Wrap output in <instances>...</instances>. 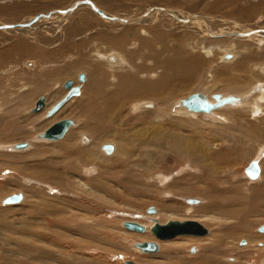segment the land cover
Masks as SVG:
<instances>
[{"label":"bare ground","instance_id":"6f19581e","mask_svg":"<svg viewBox=\"0 0 264 264\" xmlns=\"http://www.w3.org/2000/svg\"><path fill=\"white\" fill-rule=\"evenodd\" d=\"M147 1L151 2L149 0ZM78 2L79 0H76L74 4ZM166 2L169 3V0ZM4 4L6 5V3L3 2V5ZM5 5L0 9V11L9 15V18L11 17V19L9 21L0 22V36L4 37V40H10V39L12 40L13 38H15V40H12L13 44L11 45V47L8 46L9 49L6 50L4 48L5 50H0V59L3 58L4 60V58L6 59L8 57L12 59L14 58L17 59L20 56L29 57V55L35 56L37 60L41 61L40 63L41 69L38 73L32 74L34 78L31 81V85L33 86L37 85L40 86L41 88L38 90L37 89L33 90L32 92H28L30 90H26L27 92L25 94L22 93L21 95H16L15 92H11L8 95V97L3 99L2 103L0 104H3V106L6 109L5 111H3L5 114L0 116V141L10 140L9 138L12 136V133L20 130L23 126H28V127L31 126L32 129H34L36 126L37 127L44 126L47 123V121L45 120L43 123L38 125L39 122L38 120H40L38 117L39 113L41 112L46 113L47 111L46 113L47 118L57 116L59 111H61L60 109L63 108V106L66 103H68L72 98H75L76 96L79 97L82 94V89L83 86L86 84L87 76L85 75V73H81L85 75V80L81 81L79 75V82L81 81L82 84H78L76 80H73V86L81 87L80 94L73 96L57 112H55L52 115H48V112L55 105V104L53 105V102L49 100V98L51 99V97L53 96L49 98L46 97L47 95L44 96L45 98H44L43 107L39 111H34L33 108L36 107L37 102L40 99L39 98L36 101L35 106L29 110V113H36V114L30 115L32 121H30L28 125L25 124L28 123L30 117L21 119V117L18 115L19 114L18 109H20L18 108V105L21 99L24 100L26 99L25 102L23 101V103H28L27 102L28 98L33 99L35 96H38L37 95L38 92L44 93L43 90L46 88L45 87L44 89L42 88L43 84H46L48 81L52 83L51 81H54V77L56 76L62 79L68 77L70 78L75 76L76 71L78 70L88 71L90 75L89 83L85 89V93L83 94L84 96L79 102L77 101L76 103L77 105L76 107L79 109L78 117L81 121L80 125L74 127L76 124V121L74 119L64 118V119H71L73 121L72 125L69 127L67 131L68 134L66 133L64 135V137L66 136L65 138L63 137L58 140H48L41 138L39 134L35 138L36 140L46 141V142L60 141L53 144L54 147L57 149L58 155L46 159L37 158L34 159V163L32 162L35 168H37L38 171L40 172V176H39L40 181L47 180L49 182H52L53 184L52 183L50 184L51 187L53 186L54 188L56 187L58 189L62 188L61 191L63 190L67 194L69 190L72 191L75 190L74 192L69 194V196L70 197L72 196V198L76 197V193H80V195L84 197L79 195L77 198H75L77 200L80 199V201H83L82 202L83 207L81 205H80L81 207H79L80 211L81 209H84L85 205L87 204L89 205V203L91 202H95L96 204L99 205V207L112 205L113 198H115V200L120 201L119 198L121 196L119 195L121 190L119 191L115 189L112 184L117 183L118 186H122L123 188L122 190L125 189L124 191H129V192L132 191L133 193L136 194H139L140 192L143 191H145V193L147 192V189L143 187L144 184L142 180L141 182L137 181L140 174L151 173L153 172L155 167H157L156 165H153L151 163L150 164L147 162L144 163L147 157L149 159H153L156 156L154 154L148 156L146 155L147 152L152 153L153 149L155 148L158 154H161L163 160L164 158H167L166 156L168 155L169 152L168 145H171L175 148L173 149L175 153L178 154L180 157L182 154L186 155L185 156L186 158H189V160L193 159V162L197 163L198 166H201L194 168L195 170L198 171H204L203 173L200 174V176H198L197 174L196 176H194L195 179L204 176L201 180L200 179L199 181L196 180L197 182L209 181L213 186H216L218 184L221 187L220 189L214 187L206 193L204 192L203 189L201 190L200 188L201 190L200 193L203 194L202 196L206 198L207 202L202 207L199 208H197L196 206H192V208H194V211H196V213L201 215L202 217L205 218L208 217L211 220L224 219L225 221L221 224L222 226L220 230L221 233L212 234L211 233L212 230L208 228L211 234L210 233H209L210 235L206 234L207 236L193 235V234H179L174 237L175 239L171 238V242H169L170 240L165 239L168 240V244H166L165 246L164 243L165 248L162 247L163 249L161 252L160 250L157 252H148L151 254L160 252L158 254L151 255L150 256L151 261H153L154 263L157 259H159V261H163V259H166L167 261L165 262H169V261L174 262L176 260H179L178 263L180 264H224L221 261L220 257L222 255H227L232 252L230 246L231 243L229 241L230 239L238 238V236L240 237L244 236L249 238L251 242L254 241L264 242V237L258 236V234L257 236H254L255 234L252 235L250 232L254 224L253 219L254 217H256V213H257L256 210L257 208L255 209L256 201L254 200L256 199L255 198L256 196L258 197V195H260V193L256 192V193H252V195H250L248 191H244L243 193H241L240 188L237 185L236 188L232 186V189L224 188L227 179H225V176H223V171L221 169H223V167L225 166L232 168L234 166L233 165L234 162L232 161H235L236 159L240 158V156L238 155L239 153L236 151L237 148L235 149L234 152H233L234 149L233 150L228 149V147L231 145L230 144L231 142L229 141L231 139L229 140L228 138L226 139L228 143H226L225 141L219 142L220 139L218 140L219 143L216 142V139H214V141L211 140L212 138H215V136H219V135L224 136L226 134L227 137L230 136V134L232 133L229 132L228 128L224 127L223 129H219V130L214 129L209 133L210 135H207V137L205 138L199 137L200 147H196L195 149L197 140H195V135H193L192 137L193 129H192V121H190L191 119H187L186 120L187 122L185 121L182 122L183 124L189 123L190 129H192L190 131V135L188 136V138H185L186 135L180 132L165 133L164 129H166L165 128L166 124L163 122L156 123L158 122V119H156V121L154 122V124H152V127L150 129L147 128L145 131H139V132L136 129L134 130L132 129L131 131H129L125 128V126L128 125V123L124 119V117H127L131 113V110H133L134 112L151 111L152 113L157 112V114L159 112H164L162 116L158 115L160 119L171 118L174 117V115H176L177 113L178 114L183 113L186 116L193 119L196 118L197 115L199 114L209 115V117L215 115V118L217 115L218 119L220 120L222 119L223 121V120H227V118H225L227 115L224 112H226L227 110L229 111L235 109L240 110V108L241 109L247 108L251 112V114L254 115V117L256 115H260L261 111L264 108L263 105L264 83H262L261 80L260 82L258 81L254 86L251 85V88H249L247 91H243V92L240 91L237 94H233L231 93V91L233 90L235 91L246 86L247 83L239 80L241 78L240 72H246V67H247L246 62H249L252 56L254 54L256 55V53L253 52V55L250 56L248 55L249 53L246 54L245 52H250V50H252V48H250L252 42L258 45L260 48L262 42L264 41L263 36H256L254 34L240 35L248 32V30H245L247 28L242 29L240 28V26H236V27L228 26L222 28H218V26L214 27L211 19L208 16L198 17L196 15L197 13H194V9H190L189 12L180 14L177 10L173 8H165V7L163 8L161 6H158L156 8L150 9V12H148L147 14L146 13L143 14V16L142 14L141 15L135 14V15H130L126 18L122 17L123 19H119L121 18L119 15H114V14L107 15L105 19H107L108 23L111 24V22H114V19H117L116 21L124 23V26H122V28L111 27L108 29L109 32L108 31L98 32L99 31L98 30L97 31L98 33L95 32V34H93L92 32L91 34H88V36L84 35L86 37L82 36L83 40L79 42L80 46L82 44L84 45L91 44V46L95 47L96 49L95 51L92 50L93 52L91 51L92 53L89 54L90 56L92 55V57L94 55L93 59H91L93 61L89 62L84 59H79L77 61H73L72 63L64 67H61L62 63L61 61H59L57 57L61 55L63 52L64 53L68 52L71 49V45H73L71 43L72 39L74 40L75 37L76 40V36L81 35V33L84 32L83 30L82 32L79 31L81 26H79V29H77L78 22H80L79 21L80 18H77L78 14L77 13H76L77 15L75 14V16H77L76 17L77 19L73 18L71 21H69L71 24L69 22L66 23V19L70 14V12H68L67 14L66 12L70 11L69 9L68 10L66 9L64 11L57 10L58 11L57 13L56 11L54 13L53 12H50L48 14L46 13L45 14L46 16L44 17L43 15H33L30 13L31 15L21 19L18 18L21 12L20 7L18 6L6 7ZM94 5L96 4H93V8ZM206 8L208 9V7ZM100 10L101 9H99V14H101ZM213 11H214V7L212 8L211 12L213 13ZM237 12L240 13V9H238ZM105 13L102 12L103 17L106 15ZM122 13L124 12L122 11ZM166 14L169 15L172 19L175 18L176 23L178 25H175L173 22H170L171 18L170 17L166 18L168 17ZM23 15L24 14L22 13V16ZM192 15H196L198 18L193 17ZM135 17L136 18L140 17V18L134 19ZM5 20L7 19L5 18ZM39 23L41 24L38 25ZM5 25H9V26L4 27ZM98 26L99 24L97 25V27ZM183 27H185V29L187 28V31L189 29V31L188 32L181 31L180 28ZM86 28L88 27L86 26ZM100 28L102 29V26ZM81 29L83 28L81 27ZM39 31H43L44 33H47V35L51 36V40H53L54 42H58L60 40L62 41L66 40V42L63 43L60 47L58 46L59 49L56 48L57 50L55 49V51H51L50 49H49L50 51H45V50L41 51V49H38L40 50V52L37 51L36 53L35 50H30L31 41L30 39L27 38L28 37L35 38L36 36H41ZM7 32L9 36L3 34ZM26 35H28L26 39L22 38V36L26 37ZM223 35H225L226 37H224ZM52 37H54V39ZM47 39L49 40V38ZM3 43L5 44L6 42ZM84 48L85 47L83 46L76 49L78 51L81 50V52L82 51L84 52L85 51ZM105 48L106 50H104ZM71 50L75 52L77 51L74 49ZM81 52L79 51L78 54H80ZM221 53L225 55L227 53H232L233 55H235V57L233 58L232 57L233 55L232 56L228 55L229 59L230 57H232L233 60L224 59V62L222 63L223 65L218 66V64L217 65L215 64L216 62L214 63L215 60L214 61L212 60V56L218 59V56H220ZM108 54L110 55L109 59H107L106 56ZM243 54L246 55L239 58L240 55ZM224 56L223 58H225ZM64 57L65 55L63 56V58ZM59 58L61 59V57ZM211 64H215V66H211ZM46 65H50L49 66L50 68L48 70H44V66ZM206 71H209L210 73L205 74ZM202 81H204L206 84H209L214 89L216 88V90L221 87L219 83L220 84L224 83L222 86L223 87L226 86V89H228L227 91H230V93L227 92L214 93L211 95L205 92H194V93H201L205 95L206 98L211 102L216 101L214 96L218 94H220L221 96H233L234 98H236V101L217 107L209 113L206 112L199 113L190 110L184 103V100L194 93H190L188 96L184 97L183 99L181 98L182 100L181 99L177 100L176 92L178 87H180L183 84L187 85L190 82L202 84ZM61 86H63L66 89L67 91L66 94H67L69 88L65 87V83ZM28 87L30 88V84L25 88ZM199 87L200 86H197V88ZM0 89L3 90L6 89V87H3V85L0 84ZM57 96H59V94ZM143 97L149 99L142 100L141 98ZM136 99H138L139 101ZM162 106L164 108L163 110H162ZM129 108L130 111H128ZM0 112L2 113L1 108H0ZM220 112L222 114L221 116H219L220 114L218 115V113ZM8 113L10 115H7ZM14 116L18 117V119H15ZM118 121H119L118 124L119 126H116ZM121 123H123V127ZM169 125L171 129L175 128L174 123L169 122ZM154 127H158V128L155 129ZM184 127L185 126H180V125L176 126V128L179 129H183ZM135 131L138 132L139 135L134 134ZM85 132L91 134L93 139L92 138L90 139V135L84 134ZM187 132L189 131L187 130ZM78 136H80L81 143L82 145H84L83 147L80 146L81 148H76V140ZM110 138H115L117 142H119L118 147L113 143L105 142L102 145H100L99 148L100 151L105 154V155L103 154L104 156L108 155L107 157L110 158L113 157V158L111 159L107 158V160H103L105 157L104 158L101 157L102 159L100 161L98 160L100 164L96 163L98 161H96L97 158L95 157V151H94L95 147H97L95 139H100L101 141H107ZM223 139L224 138H222L221 140ZM22 143H27V146L23 148H18L16 146L17 144H12V145L9 144V145H0V148L17 149V151L23 152L24 149L26 148L28 149L30 145L28 142H22ZM179 144L180 146L178 147ZM224 144H227V146ZM205 145L207 146L205 147ZM144 148H147V150ZM40 151H41L40 147L35 148L32 150V152H30V156L35 157L36 155H38V152ZM260 151L261 149L259 150V152ZM262 152L264 155L263 150ZM145 155L146 157L142 160V163L134 162L137 158L139 159V157ZM259 156H257L258 159L254 160L257 162L258 166L260 167V174L258 177L256 178L251 177L249 173L246 172L245 169L246 176L250 179V181L254 183L260 181L263 178L262 177L263 169L260 159L262 155L260 156V158ZM203 160L206 161L204 165L203 163H201V161ZM252 162L253 161H251L250 164ZM32 163L31 165H33ZM80 165H83L85 169H83L82 166L80 167ZM91 166L93 167L91 168ZM97 169L100 170V172L97 171ZM95 170L96 172H99L98 173L99 175L96 176V178L91 180H90L91 177L86 180L83 179L84 176L88 177L90 173H92ZM170 174L173 175L174 173H170ZM166 176H169V174L167 175L161 174L158 176L159 179L163 181L162 184H164L165 181H167ZM180 180L173 183L172 185H169L167 187L168 190L165 189L166 191H163L162 197L166 200L165 201L162 200L164 202L159 203L161 205V206L159 205L161 209L171 215L172 214L175 215L178 212L180 213L182 212L181 204L177 200L178 199L177 196L184 193L188 194L189 192H191V190L198 192V189L196 187L197 182L194 181L193 184H191L190 186L183 185L182 187L181 186L182 184L179 183ZM42 182H40L39 184H41ZM141 189H143V191H141ZM169 189L171 190V192L173 191L175 195H173V197L168 198L167 200L166 198L167 196L165 195H167L166 194L167 191H170ZM261 189L264 188L261 187ZM230 193H233L234 195L232 196ZM129 197L131 196L124 195V199L121 201L123 202L122 205L126 204L132 207L133 206L137 207L138 205H135V202H132V199H130ZM23 198L24 197L22 196V200ZM87 198L89 199V201ZM52 199L57 200L56 198H50V200ZM75 199L74 201L76 203ZM194 199H196V202H193ZM194 199L185 198L184 201L190 204L200 203V199L197 198ZM19 202H14V203L7 202L6 204H9L8 206L18 205ZM244 202L245 205H240V203H244ZM246 202L248 203V206L246 205ZM72 204L73 203H71V205ZM37 206H38L37 203L32 202L29 204V207H31V209L34 210L35 208L36 217L40 218L41 214H43L45 210H41ZM55 207L51 206L48 208L49 214L52 215L53 217L51 218V224L49 226V228L52 231L47 230L48 228H46V226L44 227L42 226V228H45L46 232L41 233L39 235L38 234L40 231L39 225L38 223L37 224L34 223L35 226L37 227L36 228L37 230L34 229L36 232L35 236L44 240L51 241L53 239V241L57 240L59 242V240L62 239L63 234L55 233L54 229H57L58 226H61L66 229L65 230L66 234L71 236V238L66 239V241H68L69 243H76V244L84 243L82 240L77 241L73 239V235L76 234L80 236H82L83 233L85 234L86 236L85 244L88 243V239L94 240L96 238L94 235L91 236V234H89L88 232L94 227L93 224L90 225L88 221L94 222L95 212L92 211L93 214L92 216L89 217H86V215L84 216L83 214L81 216L77 215L72 219L73 216L71 215L72 216L71 217L69 216L70 213L69 214L67 213V211H69L70 209L69 208L70 206L68 204L67 207L69 209L67 211L65 209L64 210L62 209L60 212L61 214H68L67 216H65L68 224L63 225L57 219V213H59V210ZM74 207L72 205L73 209L70 210L75 211L76 207L75 208ZM239 207L241 212H239L238 210ZM215 212L218 213V216L213 214ZM145 213H146L145 216L142 215L140 216V219L143 221L124 220L120 223V225H122V227L125 228V226L123 225L125 221L138 222L146 227V231L144 233L149 232L150 234L154 235L151 232V227L154 225L155 220L158 219L160 222H162V220H160L159 217L154 215L158 213V208H156V213H149L147 207L145 209ZM240 213L242 214L240 215ZM178 220H186V219H178ZM65 221L64 223H66ZM148 221L152 223V225H150ZM165 222L163 221L162 223ZM32 226L34 227V225ZM253 228H255V226ZM258 228L257 231L261 232L258 230ZM129 231L138 232L133 230H129ZM182 235H189V236H187V238H184L185 236H183L182 238L181 237ZM108 236H105L104 238H107ZM112 237H113L112 246H116L117 245L116 239L124 238L125 235H119V237L117 235H113ZM137 238L141 241H135V242L155 241L152 237L146 236V234L143 235L138 234ZM242 241L243 240L240 241V245H246L243 247H247L246 244L247 242L244 244L241 243ZM135 242H133L134 244H132L133 247H135ZM193 242H200L201 244H203L202 245L203 250L202 251L200 250V252H198L197 254L192 255L191 258H187L186 256L183 257L182 253L184 246L186 245V243L192 245ZM23 246L26 247L28 252L33 251L34 245L29 246L26 243ZM124 250H126L125 247ZM195 251L196 250L191 252L195 253ZM229 259L233 260L234 258H229ZM241 259H243L242 254H241ZM125 261L127 260H123V263H125ZM250 262L252 261L250 260Z\"/></svg>","mask_w":264,"mask_h":264},{"label":"rangeland","instance_id":"374dc122","mask_svg":"<svg viewBox=\"0 0 264 264\" xmlns=\"http://www.w3.org/2000/svg\"><path fill=\"white\" fill-rule=\"evenodd\" d=\"M1 1L6 3V5L4 4L6 7L7 6L8 7H10V6L11 7L12 6L20 7L21 12H20L18 18H21V19L26 18L31 14L43 15V17H44V16H46L45 15L46 13L47 14L50 12L54 13L55 11L57 13L58 12L57 10L64 11L66 9L70 10V11L66 12V14L68 12H70V14L68 15V17L66 19V23L71 21L73 18H75V19L80 18V20H79L80 22H78L77 29H79V26H81L83 29H81V27H80L79 31L82 32V30H83L84 34L81 33V35H77L76 40H75V37H74V40L72 39L71 43L73 45H71V49L77 50L78 48L84 46L85 51L81 52V50H79L81 52L80 54H78L79 53L78 50L75 52L71 49H70L71 51L70 50L68 51L70 54L68 52H66V53L63 52L65 55L64 58H63V56H64L63 53L61 54L62 56L59 55L57 57L59 59V61H61V63H62L61 67H64V66L72 63L73 61H77L79 59H84V60L89 61V62L93 61L91 59H93L94 55L92 57V55L90 56L89 54H91L96 49H95V47L91 46V44H86V45L82 44L83 46L82 45L80 46L79 42L83 40L82 36L86 37V36H88V34H91L92 32H93V34H95V32H97L98 30H99L98 32H101V31L106 32L111 27L122 28V26H124V23L117 22L116 21L117 19H114V22H111V24L108 23L107 19H105L107 15H113V14L119 15L121 17V18H119V16H118L119 19H123L122 17L126 18L130 15H135V14H138V15L142 14V16H143V14H145V13L147 14L148 12H150V9L156 8L158 6H161L163 8L164 7L165 8H173V9L177 10L180 14H183L185 12H189L190 9H194V13H197L196 15L198 17L208 16L211 19L214 27L218 26V28H222V27H228V26H232V27L240 26V28H242V29L247 28L245 30H248L247 33L240 34V35H250V34L252 35V34H254L256 36H263L264 37V0H169V3L166 2L168 0H149L151 2H148L147 0H116V1L115 0H111V1H109V0H90V2H89V0L88 1L79 0V2L75 3V4H74V2H76V0H65V1L64 0H59V1H57V0H0V9L4 6L3 2H1ZM53 1H54V3H53ZM82 4H84V5H82ZM93 4H96V5H94V8H93ZM95 6H96V8H95ZM206 7H208V9H210V10H208ZM213 7H214V11L212 13L211 11H212ZM30 8H32V9H30ZM99 9L102 10V11L100 10L101 14H99ZM215 9H216V11H215ZM236 9L237 10L240 9V13H238ZM30 10H32V11H30ZM91 11H92V13H91ZM122 11L124 13H122ZM32 12H34V13H32ZM102 12H104V13L106 12L105 13L106 15L104 17H103ZM22 13L24 14L23 16H22ZM76 13L78 14V17L75 16ZM117 13H119V14H117ZM73 14H74V16H73ZM203 14H206V15H203ZM210 14H211V16H210ZM238 14H239V16H238ZM196 15H192V16L198 18ZM0 16L1 17L3 16L2 18L0 17V22L1 21L2 22L9 21L11 19V17L9 18V15H7L6 13L1 12V11H0ZM167 16L168 17H166V16L165 17L166 18L170 17L169 15H167ZM5 18L7 20H5ZM138 18H140V17H137V18L135 17L134 19H138ZM17 21H19V20H17ZM170 22H173L175 25H178L176 23L175 18H173V19L171 18ZM41 23H39L38 25H40ZM98 24H99V26L97 27ZM100 25L102 26V29L100 28L101 27ZM8 26L9 25H5L4 27H8ZM86 26L89 29L86 28ZM84 29H86V30H84ZM180 30L186 32L187 28L185 29V27H183V28H180ZM188 31H189V29H188ZM104 32H103V34H104ZM39 33L41 36H36L35 38H30V37H28V35H26V37L22 36V38L26 39L28 37L27 39H30V41H31L30 42V50H35L36 53H37V51L40 52V50H38V49H41V51L42 50L55 51L56 48L59 49V47L63 43L66 42V40H64V41L60 40L58 42H54L53 40H51V36L47 35V33H44L43 31H39ZM3 34L6 36H9L8 32L3 33ZM56 35H55V38H56ZM84 35H86V36H84ZM223 36L226 37L225 35H223ZM46 37L49 38V40ZM227 37H228V35H227ZM52 38L54 39V37H52ZM80 38H81V40H80ZM12 40H15V38H13ZM12 40L11 39L10 40H4V37L0 36V48H1L0 50L9 49V47H11V45L13 44ZM37 41H39V42H37ZM3 42H6V43L4 44ZM96 44H98V43H96ZM251 44L252 45L250 46V48H252V50H250V52H245V53L246 54L249 53L248 55L251 56V55H253V52H254V53H256V55L254 54L252 56V58L250 59V61L246 62V64H247L246 72H240L241 78L239 79L240 81H243L247 84L243 88H240V89L235 90V91L234 90L231 91V93H233V94H237L240 91H242V92L247 91L249 88H251V85L254 86L258 81L260 82V80L262 83H264V71H263V69H264V41L262 42L260 48L258 45L254 44L253 42ZM86 46L88 47V50H87ZM256 46H258V47H256ZM104 50H106V48ZM221 54H220V56H218V59L212 56V60L213 61L215 60L214 63L216 62L215 64L216 65L218 64V66L223 65L222 63L224 62V59H227V60L229 59L228 55H231V56L233 55L232 53H227L226 55L223 53H221ZM245 55L244 54L240 55L239 58H241ZM106 56H107V59L110 58L109 54ZM223 56L225 58H223ZM59 57H61V59ZM232 57L234 58L235 55H233ZM232 57H230L229 60H233ZM9 58L10 57H8L6 59L4 58V60H3V58L0 59V65L2 66V67L0 66V84H2L3 87H6V89H3V90L0 89V97H1L0 103H2L3 99L8 97V95L11 92H15L16 95H21L22 93L25 94L27 92L26 90H30L28 92H32L33 90H36V89L38 90L41 88L40 86H37V85H34V86L31 85V81L34 78V76L32 74L38 73L40 71L41 61L37 60V58L35 56H32V55H29V57L20 56L17 59L16 58H14V59L10 58L9 59ZM15 60H17V61H15ZM215 64H211V66H215ZM49 66L50 65L44 66V70H48L50 68ZM81 73H85V75L87 76V81H86V84L83 86L82 94L79 97L76 96L75 98H72L68 103H66L63 106V108L60 109L61 110V111H59L60 114L58 113L57 116H55V117L47 118L46 117L47 111H46V113L41 112V113H39V116H38L40 119V120H38L39 121L38 125L43 123L45 120V121H47V123L44 126H42V127L36 126L37 128L35 127L34 129H32L31 126H29V127L23 126L20 130L12 133V136L9 138L10 140L0 141V145H9V144L12 145V144L20 143V142L21 143L22 142H28L30 145L29 148L24 149L23 152L17 151V149H2V148H0V159H1V162H0V264H125V263H123V260H134V261H136L138 263H142V264H144V263L180 264V263H178L179 260H176L174 262H171V261L165 262V261H167L166 259H163V261H159V259H157L154 263H153V261H151L150 256L160 253L163 249L162 247H164V243L166 246V244H168V240H170L169 242H171V239H168V240L160 239V240H158V239H156L157 237L155 238V236L150 234L149 232L148 233L132 232V231H129V230L125 229L124 227H122V225H120V223L124 220L143 221L140 219V216L141 215L145 216V214H146L145 209L147 207L154 206V207L158 208V213L154 214V215L159 217L160 220H162V222L163 221L165 222L169 219H195V220H198L201 223H203L206 227L210 228L212 230V232H211L212 234L213 233H221V231H220L222 228L221 224L225 221L224 219H220V220L212 219L211 220L208 217H206V218L202 217L201 215L197 214L196 211H194V208H192V206H196L197 208L202 207L207 202L206 198L204 196H202L203 194L200 193V191L202 189L206 193L214 187H217L218 189H220L221 187L218 184L216 186H213L209 181L197 182V181H199V179L201 180L204 176L201 178H198V179H195L194 176H196V174L198 176H200V174L203 173L204 171H198V170H195L194 168L195 167H201V166H198L197 163L193 162V159L189 160V158H186L185 157L186 155L182 154L180 157L173 150V149H175L173 146L168 145L169 152H168V155L166 156L167 158H164L163 160H162L161 154H158V152H157V150H155V148L153 149L152 153L147 152L146 155H148V156H151L153 154L156 156L153 159H149L147 157V159H145L144 163L145 162H147L149 164L151 163L153 165H156L157 167H155V169L151 173L140 174V176L137 179V181H140V182L142 180V182L144 184L143 187H145L147 189L146 193H145V191H143V189H141V191H143V192H140L139 194L133 193L132 191H130L131 192L130 193L129 191H124L125 189L122 190L123 189L122 186H118L117 183L112 184L115 189H117L119 191L121 190L119 195L122 196V198H121V196L119 198L120 201L115 200V198H113V201H112L113 204L112 205L99 207V205L96 204L95 202H91V203H89V205L88 204L85 205L84 209H81V211H80L79 207H81V206L83 207V205H82L83 201H80V199H78V200L75 199L80 195V193H76V197L72 198V196L70 197L69 194H71L75 190L74 191L69 190V192L67 194L63 190L61 191L62 188L58 189L56 187L54 188L53 186L51 187L50 184L52 182H49L47 180H42L43 182L40 181V178H39L40 172L38 171L37 168H35V166L33 164L34 159H37V158L46 159V158H52V157H55L56 155H58L57 149L54 147L53 144L60 142V141L46 142V141L36 140L35 138L38 134L42 133L46 128L51 126L54 122L59 121V120L64 119V118L74 119L76 121V124L74 127H76L77 125L78 126L80 125L81 121L78 117L79 109L76 107L77 106L76 103H77V101L79 102L83 98V96H84L83 94L85 93V89L89 83V79H90L89 76L90 75H89L88 71L78 70V71H76V75L73 77H70V78L68 77V78L62 79V78L56 76V77H54V81H51L52 83H50V81H48L46 84H43L42 88L43 89H44V87L46 88L43 90L44 93L38 92V94H37L38 96H35L33 99L28 98V100H27L28 103H23V101L25 102L26 99L25 100L21 99V101H19L18 108H20V109L17 108L19 110L18 115L21 117V119L30 117V119L28 120V123L25 124V125H28L30 123V121H32L30 115L36 114V113H29V110L35 106L36 101L41 96L47 95L46 97H48V98L53 96V97H51V99L49 98V100L51 102H53V105L56 104V102H58V100L60 101L66 95V92H67L66 89L61 85H63L68 79L76 80L78 82V84H82L81 81L79 82V75ZM206 73L209 74L210 72L206 71L205 74ZM251 80H253V81H251ZM29 84H30V88L29 87L25 88ZM223 84L224 83H221V84L219 83V85L221 87L217 90H216V88L214 89L213 87H211L209 84H206L204 81H202V84H197V83H193V82H190L187 85L183 84L180 87H178L177 92H176V98H177V100L181 99V98L183 99L184 97L188 96L190 93H194V92H205L209 95L214 94V93H226V92L230 93V91H227L228 89H226V86L225 87L222 86ZM45 85H47V86H45ZM197 86H200V87L197 88ZM211 89H213V90H211ZM58 94H59V96H57ZM141 99L147 100L149 98L143 97ZM136 100H138V99H136ZM31 101H33V102H31ZM263 105H264V103H263ZM0 108L2 109V113L0 112V116H1V115L5 114L3 111H5L6 108L3 106V104H0ZM163 109L164 108L162 106V110ZM128 111H130V108L128 109ZM224 113L227 115L225 117V118H227V120H223V121H222V119L221 120L218 119L217 115L215 118V115H212L209 117V115L199 114V115H197L196 118L193 119V118L186 116L183 113H179V114L177 113L176 115H174V117H171V118H161L160 119L158 117V115L162 116L164 114V112H159L157 114V112L152 113L151 111L150 112H145V111L134 112L133 110H131V113L127 117H124V119L128 123V125H126L125 128L129 131H131L132 129L133 130L136 129L139 132V131H145L147 128L150 129L152 127V124H154V122L156 121V119H158V122H156V123H162L163 122L166 124L165 125L166 129H164L165 133H170V132L179 133L180 132V133H184L186 135L185 138H188V136L190 135V131L193 129L192 130L193 131L192 137H193V135H195V140H197V144L195 145V149H196V147H200V138L199 137H202V138L207 137V135H210L209 133L211 131H213L214 129L219 130V129H223L224 127L228 128L229 132L232 133V134H230V136L227 137L226 134L224 136L218 134L219 136H215V138H212V140H211V141H214V139H216L217 143L224 142V141L226 143H228L226 141V139L227 138H228V140L231 139V140H229L231 142L230 143L231 145L228 147V149H232V150L234 149L233 150V152H234L235 149L237 148L236 151L239 153L238 155L240 156V158L236 159L235 161H232V162H234L233 163L234 166L232 168L225 166V167H223V169H221L223 171V176H225V179H227V182L225 183L226 185H225V187L224 186L223 187L232 189V186L234 188H236V185H237L240 188L241 193H243L244 191H248L250 193V195H252V193H256V192L260 193V195H258V197L256 196L255 197L256 199L254 200V201H256L255 202L256 203L255 209L257 208L256 209L257 213H256V217H254V219H253L254 224H253L250 232L252 235L255 234L254 236H257V234H258V236L264 237V233L257 231V228L264 223V189H261V187L264 188V155L262 152V150L264 151V108L261 111L260 115H256L255 117L253 114H251V112L247 108H242V109L240 108V110L239 109L230 110V111L227 110ZM7 115H10V114L8 113ZM191 115H194V114H191ZM218 115L221 116L222 115L221 112L218 113ZM14 118L18 119V117H16V116H14ZM187 119H191L190 121H192V129H190L189 123L188 124L182 123L183 121L187 122L186 121ZM26 121H27V119H26ZM169 122L175 124L174 129H171ZM118 124H119V121L116 124V126H119ZM121 125L123 127V123H121ZM177 125L185 126V127L183 129H179V128H176ZM154 128L156 129L158 127H154ZM78 130H80V129H78ZM187 130L189 132H187ZM138 132L135 131L134 134L139 135ZM84 134L90 135V139L91 138L93 139L91 134H89L88 132H85ZM222 138H224V139L221 140ZM218 140H219V142H218ZM30 142H31V144H30ZM95 142H96V146H97L94 149L95 157L97 158L96 161H98V160L100 161L104 157L105 158L103 160H107V158L108 159L113 158V157H111V158L107 157L108 155L104 156L105 154L100 151V148H99L100 145H102L105 142L113 143L117 147L119 145V142H117V140L115 138H110L107 141H101L100 139H95ZM224 145L227 146V144H224ZM80 146L83 147L84 145H82L81 138H80V136H78V138L76 140V148H81ZM179 146H180V144L178 145V147ZM206 146L207 145H205V147ZM239 146H240V148H239ZM38 147L41 148V151L38 152V155H36L35 157H31L30 152H32L33 149L38 148ZM144 149L147 150V148H144ZM260 149H261V151L259 152ZM258 152H259L260 156L262 155L261 158L258 155ZM146 155L139 157V159L137 158L138 160L136 159L134 162L142 163V160L146 157ZM139 156H140V154H139ZM257 156H259V158L261 159V165H262V169H263V172H262L263 178L260 181H257L254 183V182L250 181V179L246 176L245 169L248 167V165L250 164L251 161L258 159ZM99 161L96 163L100 164ZM31 163L33 165H31ZM201 163H203V165H204L206 163V161L203 160V161H201ZM81 166L83 169H85L83 165H80V167ZM93 166H91V168ZM97 171L100 172V170H98V169H97ZM79 172H81V171H79ZM93 172L90 173V175L88 177L84 176L83 179L86 180V179L91 177L90 178V180H91V179L96 178V176L99 175L98 174L99 172H96V170ZM170 173H174V174L171 175ZM161 174H166V175L169 174V176H166L167 181H165L164 184H162L163 181L160 180L158 177ZM32 178H34L35 180ZM182 178H184V179H182ZM179 180H180L179 183L182 184L181 185L182 187H183V185L190 186L191 184H193L194 181L197 182L196 187L198 189V192L191 190V192H189L188 194L184 193L185 195L180 194L179 196H177V198H178L177 200L181 204V211L182 212L181 213L178 212L175 215H173V214L171 215V214L163 211L161 209V207H160L161 205L159 203H162L166 200L162 197L163 191L168 190L167 187L169 185H172L173 183H175ZM46 181H47V183H46ZM40 182H42V183L39 184ZM207 183H210V184H207ZM49 188L50 189L52 188V189L50 190ZM200 188H201V190H200ZM138 189H140V188H138ZM66 191H68V190H66ZM19 194L22 195L24 198L21 202L18 203V205L8 206L9 204H6L7 202H5V201L9 197H11L13 195H19ZM166 194L167 195H165V196H167L166 197L167 200H168V198L173 197V195H175L173 193V191L171 192V190L167 191ZM230 194L232 196L234 195L233 193H230ZM124 195L131 196L129 198L132 199V202H135V205H138V206L132 207V206H129L126 204L122 205L123 202H121V201L124 199ZM261 195H262V197H261ZM46 196H47V198H46ZM62 196H63V198H62ZM80 196H82V195H80ZM82 197H84V196H82ZM50 198H56L57 200H53V199L50 200ZM185 198H193V199L197 198V199H200V203L199 204H190V203H187L186 201H184ZM74 199L76 200V203H75ZM25 200H26V203H25ZM58 200H60V201H58ZM162 200H164V201H162ZM194 200H196V199H194ZM88 201H89V199H88ZM32 202L37 203L38 204L37 207L40 208L41 210H45L44 213L41 214L40 218L36 217L35 208L33 210V209H31V207H29V204ZM125 202H127V201H125ZM71 203H73L72 204L73 207L74 206L76 207V208L74 207L75 211L70 210V209H73ZM68 204L70 206L69 207L70 209L67 207ZM240 205H245V202L240 203ZM246 205L248 206L247 202H246ZM51 206L52 207L57 206V207H55L59 210V213H57V219L63 225L68 224L65 216H67L69 213H70L69 216L72 215L73 217L72 216L71 217L73 219L75 216H77V215L81 216L83 214H84V216L86 215V217H89V216H92L93 212H95L94 213V215H95L94 222L88 221L89 224L90 225L93 224L94 227H93V229L89 230L88 232H89V234H91V236L94 235L96 238L94 240L88 239V243L85 244V242H86L85 234L83 233L82 236L76 234V235H73V239H75L77 241L82 240L84 243H81V244L69 243L68 241H66V239L71 238V236L67 235L66 231H65L66 229L61 227V226H58L57 229H54L55 233L63 234L62 239L59 240V242L57 240L53 241V239L51 241L44 240V239H41V238L35 236L36 232L34 229L37 228L35 226V224H37V223L39 225V230H40L38 233L39 235L41 233L46 232L45 228H42V226L43 227L46 226V228H48L47 230L52 231L49 228V226L51 224V218H53V217H52V215L49 214V211H48V208ZM62 209L63 210L65 209L66 211L69 209L70 212L67 211L68 214H61L60 212ZM238 210H239V212H241L240 207ZM213 214L218 216L217 212H215ZM241 214L242 213H240V215ZM62 216H64V217H62ZM64 221L66 223H64ZM148 223L150 225H152V223H150L149 221H148ZM32 225H34V227ZM254 226H255V228H253ZM138 234H142V235L146 234V236L152 237L155 241H157L158 244L160 245V252L153 253V254L148 253V252L143 253V251L141 252L139 249L133 247L132 246V244H134L133 242L141 241L137 238ZM32 235H34L35 237ZM113 235H117L118 237H119V235H125V237L124 238H117L116 239L117 245L112 246L113 245V243H112V239H113L112 236ZM64 236H65V238H64ZM105 236H108V237L104 238ZM183 236H185L184 238H187V236H189V235H182L181 237L183 238ZM191 236H193V235H191ZM173 239H175V238H173ZM105 240H107V241H105ZM241 240H246L247 247H243L246 245H240ZM229 241L231 243L230 246H231L232 252L227 254V255H222L220 257L221 261L224 264H264V242L263 241L251 242L249 238L244 237V236H242V237L238 236V238L230 239ZM26 243L29 246L34 245L33 251H31L32 253L28 252L26 247L23 246ZM135 243H137V242H135ZM202 245L203 244H201L200 242H193L192 245L186 243V245L184 246V249H183L182 256L183 257L186 256L187 258H191L192 255H195L198 252H200V250L201 251L203 250ZM124 247L126 248V250H124ZM192 247L195 248V250H196L195 253L191 252ZM44 248H45V250H44ZM34 249H36L37 251ZM190 249H191V251H190ZM23 251H24V253H23ZM26 251H27V253H26ZM27 254H29V255H27ZM241 254H242L243 259H241ZM229 258H234V259L230 260ZM250 260L252 262H250ZM61 261H64V262H61ZM157 262H159V263H157Z\"/></svg>","mask_w":264,"mask_h":264},{"label":"water","instance_id":"95a60500","mask_svg":"<svg viewBox=\"0 0 264 264\" xmlns=\"http://www.w3.org/2000/svg\"><path fill=\"white\" fill-rule=\"evenodd\" d=\"M80 80H85V75L80 74ZM65 87L69 88L68 93L58 101L48 112V115H52L57 112L68 100H70L73 96L80 94L81 87L80 86H73V80L68 79L65 82ZM44 96H41L34 111H39L44 104ZM214 98L216 99L215 102L209 101L205 95L201 93H194L187 97L184 100L186 106L193 111L196 112H206L209 113L213 109L225 105L227 103H232L236 101V98L233 96H221L220 94L215 95ZM73 121L71 119H61L59 121L54 122L51 126L46 128L39 136L43 139L48 140H58L64 137L67 133L69 127L72 125ZM18 148H23L27 146V143H17L16 145ZM246 172L249 173L251 177H258L260 174V167L258 166L256 161H253L247 168ZM22 200V196L13 195L9 197L5 202L14 203L19 202ZM193 202H196L194 200ZM149 213H156V208L154 206L148 207ZM126 229L138 231V232H145L146 227L138 222L134 221H125L123 223ZM259 231L264 232V223L258 228ZM151 232L158 238V239H171L179 234H193V235H206L209 234L210 231L208 227H206L203 223L199 222L195 219H186V220H178V219H170L165 223L160 222L158 219L155 220L154 225L151 227ZM241 243H246L243 240ZM135 247L139 248L143 252H157L160 250V246L156 241H142L135 243ZM195 248L192 247V251ZM125 264H142L138 263L134 260H127ZM150 264V263H144Z\"/></svg>","mask_w":264,"mask_h":264}]
</instances>
